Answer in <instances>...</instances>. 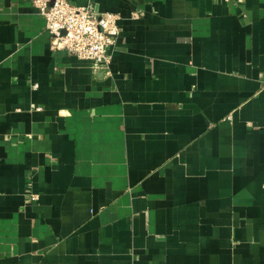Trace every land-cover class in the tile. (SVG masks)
I'll list each match as a JSON object with an SVG mask.
<instances>
[{
  "label": "crops",
  "instance_id": "1",
  "mask_svg": "<svg viewBox=\"0 0 264 264\" xmlns=\"http://www.w3.org/2000/svg\"><path fill=\"white\" fill-rule=\"evenodd\" d=\"M73 1L108 66L0 0V264H264V0Z\"/></svg>",
  "mask_w": 264,
  "mask_h": 264
},
{
  "label": "built area",
  "instance_id": "2",
  "mask_svg": "<svg viewBox=\"0 0 264 264\" xmlns=\"http://www.w3.org/2000/svg\"><path fill=\"white\" fill-rule=\"evenodd\" d=\"M46 19L51 47L64 50L94 67L108 66L120 34V14L99 11L92 2L79 5L73 0H32ZM139 11L133 16L138 17Z\"/></svg>",
  "mask_w": 264,
  "mask_h": 264
}]
</instances>
